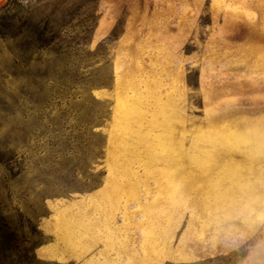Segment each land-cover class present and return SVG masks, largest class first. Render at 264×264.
I'll list each match as a JSON object with an SVG mask.
<instances>
[{"label":"rangeland","instance_id":"374dc122","mask_svg":"<svg viewBox=\"0 0 264 264\" xmlns=\"http://www.w3.org/2000/svg\"><path fill=\"white\" fill-rule=\"evenodd\" d=\"M264 0H0V264H264Z\"/></svg>","mask_w":264,"mask_h":264},{"label":"bare ground","instance_id":"6f19581e","mask_svg":"<svg viewBox=\"0 0 264 264\" xmlns=\"http://www.w3.org/2000/svg\"><path fill=\"white\" fill-rule=\"evenodd\" d=\"M255 137V141H258L257 143L255 142L256 147H259L260 150H263V145H264V132L259 131Z\"/></svg>","mask_w":264,"mask_h":264},{"label":"crops","instance_id":"0c3cea01","mask_svg":"<svg viewBox=\"0 0 264 264\" xmlns=\"http://www.w3.org/2000/svg\"><path fill=\"white\" fill-rule=\"evenodd\" d=\"M87 262H88V264H96V255H94V256H89L88 258H87Z\"/></svg>","mask_w":264,"mask_h":264}]
</instances>
